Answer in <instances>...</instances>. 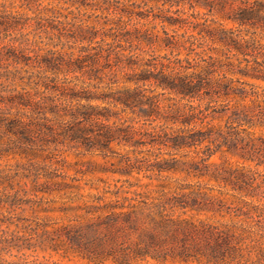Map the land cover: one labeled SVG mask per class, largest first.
I'll return each instance as SVG.
<instances>
[{"label":"clouds","instance_id":"obj_1","mask_svg":"<svg viewBox=\"0 0 264 264\" xmlns=\"http://www.w3.org/2000/svg\"><path fill=\"white\" fill-rule=\"evenodd\" d=\"M119 3L126 8L135 6L145 13L163 11L174 18L173 23L179 22L185 27L169 29V36L165 37L163 31L168 26L151 22L150 28L159 38L155 46L120 52L121 61H131L134 66L122 63L116 71L97 75L102 70L91 64L80 71L84 61L92 59L96 52L109 51L115 43L103 37L93 39L91 35H84L92 27L88 13L72 7L69 0H0V99L7 100L11 93L16 101L15 104L0 103V119L8 126L13 119L38 120L42 135L62 134L71 140L65 148L72 150L69 154L79 150L81 156L88 155L89 158L100 155H108L109 159L131 157L146 170V175L148 169L180 167L187 171L194 164L206 168L204 174L217 170L223 174L222 159L212 155L220 142L218 133L228 136L234 152L242 155L252 146L249 141L254 139L249 131L250 124L246 122L249 118L245 113L237 112L227 126L219 123L217 131L200 143L208 133L202 131L198 123L190 122L193 113L199 115L206 104L213 107L220 104L215 100L192 97L206 87L208 81L215 87L217 81L227 80L236 89L248 90L250 85H245L243 78L236 74L240 68H246V57L239 56L235 48L254 46L253 56L247 57L249 61L260 59L261 55L257 53L264 55V0H200L206 11L189 9L184 4L162 7L154 0H119ZM13 8L17 9L15 13ZM96 19L94 16L93 20ZM99 19L111 23L122 18L107 13ZM4 27L9 30L4 31ZM170 38H174L175 47H164ZM5 52L11 55V60L3 55ZM222 57L232 61V74L220 70ZM21 89L34 94L30 108L21 109L19 106L21 98L16 93ZM158 104L159 119H148ZM49 124L55 132L48 128ZM101 125L114 137L108 148L96 144V131H86L88 127ZM121 129H130L133 134L147 132L160 136L167 132L178 144L196 142L197 148L139 150L133 144L123 142ZM230 129L235 131L230 132ZM8 137L11 139L6 137L0 141V148L7 150L13 141L25 147L33 144L27 135L8 133ZM84 140L92 145L91 151L84 152L81 148ZM164 143L167 144V140ZM206 149H211L207 155ZM248 175L264 179V168L250 169ZM246 179L242 177V180ZM218 187L176 175L170 178L167 192H160L159 196L147 200L146 205L137 207L153 214L159 207L161 213L172 216L171 206L165 205L169 195L184 197L189 203L193 200L205 203ZM106 188L112 190L110 186ZM245 193L244 196L233 193L237 202L246 200L243 211L236 209L234 214L203 218L204 227L212 224L217 233L224 234L220 237V249L226 259L216 257V264H264V185L256 192L245 189ZM64 211L67 213L61 217L64 227L50 233L43 241V248L45 251L52 247L65 248V254L72 252L74 255L68 258L69 264H80L76 256L87 258L90 264H100L98 258L101 257L110 258L112 264H132L135 257L142 254L140 249L147 252L163 245L193 255H207L216 248L215 242L211 248H202L199 241L189 238L177 241L175 229L160 232L154 221L151 229H142L135 213L105 218L106 230L101 232V226L87 222L79 214V208L69 207ZM120 223L127 228L118 227L114 234L110 226ZM224 240L227 244L223 243ZM31 248V254L25 255L0 246V259L5 264H32L37 259L39 264H62L60 260H52L51 256L38 258L35 242ZM4 252L8 255L5 256Z\"/></svg>","mask_w":264,"mask_h":264},{"label":"trees","instance_id":"obj_2","mask_svg":"<svg viewBox=\"0 0 264 264\" xmlns=\"http://www.w3.org/2000/svg\"><path fill=\"white\" fill-rule=\"evenodd\" d=\"M72 7H79L82 12L88 13V20L92 21V27L84 35H91L93 39L103 37L106 40H112L115 43V47L106 52H96L90 60H85L83 67L80 71H84L89 64L93 67L100 69L97 75H102L110 71H116L122 63H127L128 67H133L134 64L131 61H121L120 52L139 51L141 48L153 47L157 44L158 37L155 36L154 29L150 28L151 22H161L168 26L163 31L165 37L169 36V29L185 27L184 24L176 22L173 23V17L167 16L163 11H148L141 12L135 6L132 8H126L120 5L119 0H115V7H113V0H69ZM154 3L167 7L171 5L179 6L181 4L186 5L189 9H200L206 11L207 9L201 5L200 0H154ZM107 13H115L117 19L109 23L107 19L101 20L99 17ZM71 12L68 13L71 16ZM98 19L93 20V17ZM223 18V17H222ZM178 20V18H176ZM230 20V17L228 18ZM4 30H9L8 27H4ZM164 47H175L174 38L168 39L164 43ZM235 52L241 57H246V68H240L237 75L243 78L245 85H250L247 91L244 88L236 89L227 80L217 81L216 86L213 87L211 81H208L206 87L202 88L196 96L192 99L202 97L208 100H215L219 107H213L212 104H206L203 112L199 115L193 113V120L190 122H196L202 126V131H206L208 136L202 137L200 143H203L205 139H209L211 134L217 131L216 126L219 123H224L227 126V122L234 120L237 112H243L248 116L247 123L250 124L249 131L254 137L249 141L252 145L244 154H237L233 150V146L229 141V137L224 133H218L220 142L216 145L215 151L212 155L216 158L222 159L224 167L222 169L223 174H220V170L212 172L211 174H204L207 169L201 168L200 164H194V166L187 170L188 173H194L196 176L208 175L216 180L223 181L224 186L229 188L228 190L219 189L217 193H213L206 199L205 203H198L193 200L191 203L184 197L169 195L165 200V205L171 206L172 216H167L160 212L157 207L154 212H145L142 208H138V205H146V201L153 196H159L160 192H167V184L169 180L159 183L157 188H150L151 182L143 183L140 178L137 180H131V176L135 173H140L145 170L138 163L134 162L131 157L117 159L114 163L116 168L113 172L120 173L127 178L122 180L121 185H117L115 189L111 191H104L102 194L97 195L87 209L88 219L87 222L99 224L100 231L106 230L104 225L105 218L108 217H124L129 214L135 213V219L139 221L142 229H151L153 227L152 221L155 222L158 231L163 232L165 229L172 231L175 229V238L177 241L189 238L191 240L199 241L200 246L211 248L213 242L216 243V248L212 249V252L205 255H193L191 253H181L176 247H170L169 245L156 246L151 251H144L140 249V255L135 257L137 260L153 259L158 262H166L170 258H180L182 261H188L192 257L204 258L208 260L216 261V257L221 259L225 258V254L220 249V237L224 234L217 233L212 224L203 226V218L213 219L217 214H223V208L229 214H234V210L239 209L243 211L246 200L237 202L233 198V193H237L240 196L246 195L245 189L250 192H256L262 185L263 181H258L255 176H249L248 171L250 169L264 168V55H261L260 59H252L249 61L247 57H252L255 52V47L248 48H235ZM234 65L231 60H225L223 57L220 62V70H227L229 74L233 73ZM241 81H236L240 83ZM33 93L30 92V107L33 104ZM74 99V97L72 98ZM160 105H157V109L152 113L153 117L159 119ZM231 112V115L229 114ZM39 116V113H35ZM143 118V117H141ZM93 119V117H89ZM5 124V121L1 119ZM11 126H7L10 131H19L21 135L38 136L42 139H49V141L62 144L71 143L68 137L61 135H42V129L40 128V121L33 120L31 122H25L22 120L13 119ZM48 128L55 132V129L51 124ZM87 132H97L96 144L102 145L104 148H108L109 144L114 142L112 134L106 130L105 126L101 125L98 128L96 126L88 127ZM235 131V129H230ZM124 136V143H131L133 146L140 150L143 146L156 147L158 150H172L177 149H191L197 148L196 142L192 144H178L173 137H169L168 133H163L160 136L158 133H136L130 129H121ZM167 140V144L164 141ZM81 146L91 150L92 145L87 140H84ZM151 150V149H150ZM211 151V149L205 150V155ZM112 153H115L112 150ZM111 153V154H112ZM107 157L108 155H103ZM159 174L163 172H177L182 171L180 167L167 168V169H148L147 177L149 179L156 178L152 172ZM242 177H246V180H242ZM198 224L201 227H198ZM118 227L127 228V225L120 223L110 226L111 231L115 234V230ZM135 239V237H133ZM227 244V240L223 241ZM102 258V257H101ZM106 258V257H103ZM132 262V264H133Z\"/></svg>","mask_w":264,"mask_h":264},{"label":"rangeland","instance_id":"obj_3","mask_svg":"<svg viewBox=\"0 0 264 264\" xmlns=\"http://www.w3.org/2000/svg\"><path fill=\"white\" fill-rule=\"evenodd\" d=\"M16 11V8L12 9L13 13ZM3 55L9 60L12 59L8 52ZM16 95L21 98L19 105L21 109L30 108V91L25 92L21 89ZM5 102L16 103L11 93L7 100L0 99V103ZM8 133L12 136L21 135L18 130H8L0 119V141L6 137L10 140ZM31 138L33 140L31 147L21 146L13 141L7 150L0 148V246L13 252L30 255L31 245L35 242L38 245L36 251L38 258L51 256L54 261L60 260L62 264H69L68 258L74 255L72 252L65 254V248L52 247L46 251L43 248V241L48 235L64 227V222L61 221V217L67 215L64 209L79 208V214L87 221L86 210L97 193L100 195L107 191L106 186L115 189L127 177L112 171L116 168L114 163L117 159H109L103 155L89 158L88 155L81 156L79 150L69 154L72 150H65L69 143H54L47 138L42 139L34 135ZM81 148L84 152L91 151L84 146ZM145 148L158 150L151 146H143L140 150ZM145 172L146 170L136 172L130 178L131 180L140 178L143 183L151 182L150 188H157L159 183L170 180L172 176L181 175L218 185V190L229 189L228 186H224L222 180H216L208 175L196 176L186 171L159 174L155 171L152 174L156 178L149 179ZM225 210L223 208V214L229 215ZM224 215L217 214L215 217ZM60 239L63 240V236ZM4 255L7 256L8 253L4 252ZM76 259L80 264H90L87 258L76 256ZM98 259L100 264H112L110 258ZM0 264L5 262L0 259ZM32 264H39V260H33ZM133 264H216V261L208 260L206 257H192L188 261H182L180 258H170L166 262L148 259L137 260Z\"/></svg>","mask_w":264,"mask_h":264}]
</instances>
